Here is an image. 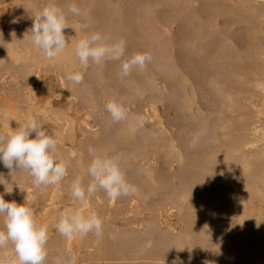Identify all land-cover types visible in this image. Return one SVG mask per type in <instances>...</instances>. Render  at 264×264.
I'll return each mask as SVG.
<instances>
[{"label":"rangeland","instance_id":"obj_1","mask_svg":"<svg viewBox=\"0 0 264 264\" xmlns=\"http://www.w3.org/2000/svg\"><path fill=\"white\" fill-rule=\"evenodd\" d=\"M49 2L75 29L64 30L70 44L53 60L30 36L35 12ZM70 3L80 16L67 12ZM92 32L108 42L123 37L122 60L82 67L75 43ZM138 52L152 61L122 77L123 60ZM72 71L84 74L81 85L66 79ZM110 99L126 108L124 121L105 110ZM28 117L59 136L55 155L70 160L68 175L36 188L26 171L0 162L12 190L0 183V196L26 203L48 225L45 264L58 256L75 264H264V0H0V133ZM90 145L123 154L134 195L73 199L71 182L91 181ZM66 207L95 211L103 238L61 236ZM0 256L14 260L12 245Z\"/></svg>","mask_w":264,"mask_h":264},{"label":"clouds","instance_id":"obj_2","mask_svg":"<svg viewBox=\"0 0 264 264\" xmlns=\"http://www.w3.org/2000/svg\"><path fill=\"white\" fill-rule=\"evenodd\" d=\"M67 12L74 16L82 14L76 3H70ZM69 26L71 25L67 21L65 11L54 2H49L34 14L30 29L32 44L46 59L53 60L64 53L70 44L68 39L71 38L66 39L64 34V30ZM80 27L83 29L88 25ZM126 47L127 42L123 37L108 42V38L100 32H92L75 43L74 52L80 65L87 68L90 61L99 65L106 59L122 60ZM151 61L150 53H135L129 59L123 60L120 74L127 77L136 68H146ZM66 79L75 85H81L84 74L72 71L67 73ZM105 110L114 122L127 118L126 108L117 100H108ZM136 119L140 123L145 120L140 115ZM32 134L34 138H30ZM59 143L58 135H49L35 117H28L17 129L0 133V162L9 170L26 171L32 177L33 186L36 188L54 186L60 184L68 175L70 167V160L55 155ZM87 151L91 158L87 167L91 181L85 184L83 177L77 176L70 184L73 199L84 204L99 190L106 193L110 201L135 194V186L128 182L121 167L122 153L112 156L100 154L91 145ZM0 183L5 185L6 192L12 191L7 190L4 180H0ZM35 215V210L26 203L19 205L16 202H6L3 196H0V217L3 218L0 227V249L11 244L15 257L12 260L0 256V264H45L48 257V225L37 224ZM56 231L68 240L77 235L84 237L89 234L102 239L104 223L95 211L85 215L79 208L66 207L58 213ZM112 238L115 239V236ZM75 260V257L65 260L63 256H58L53 264H75Z\"/></svg>","mask_w":264,"mask_h":264},{"label":"bare ground","instance_id":"obj_3","mask_svg":"<svg viewBox=\"0 0 264 264\" xmlns=\"http://www.w3.org/2000/svg\"><path fill=\"white\" fill-rule=\"evenodd\" d=\"M44 113V112H43Z\"/></svg>","mask_w":264,"mask_h":264}]
</instances>
